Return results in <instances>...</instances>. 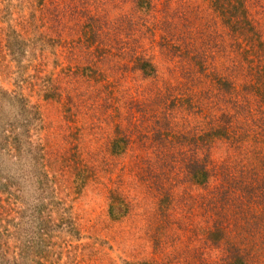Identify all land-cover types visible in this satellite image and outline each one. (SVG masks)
<instances>
[{
  "label": "rangeland",
  "instance_id": "rangeland-1",
  "mask_svg": "<svg viewBox=\"0 0 264 264\" xmlns=\"http://www.w3.org/2000/svg\"><path fill=\"white\" fill-rule=\"evenodd\" d=\"M240 1L244 27L215 0H0V264H264V0Z\"/></svg>",
  "mask_w": 264,
  "mask_h": 264
},
{
  "label": "trees",
  "instance_id": "trees-1",
  "mask_svg": "<svg viewBox=\"0 0 264 264\" xmlns=\"http://www.w3.org/2000/svg\"><path fill=\"white\" fill-rule=\"evenodd\" d=\"M214 3L217 9L219 10L221 9L222 13L227 15V18H228L227 23L229 25H236L238 23L242 24V27L247 25L245 10L243 9V3L241 1L238 6L233 5L230 9L224 8L223 6H221L222 3H220V0H215ZM134 65L147 76L156 75V68L148 60H144L143 58H137L134 62ZM116 145H118V142L116 143ZM193 167L194 169L192 171V174L194 175L195 180L199 183H202L203 180L205 181L207 179V172L204 171L205 170L204 167L203 166L201 167L198 165H194ZM197 169L199 170L197 171ZM113 209L114 208H111V211ZM228 263L229 264H246V261L241 256H237L236 262L229 261Z\"/></svg>",
  "mask_w": 264,
  "mask_h": 264
}]
</instances>
